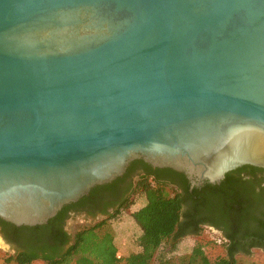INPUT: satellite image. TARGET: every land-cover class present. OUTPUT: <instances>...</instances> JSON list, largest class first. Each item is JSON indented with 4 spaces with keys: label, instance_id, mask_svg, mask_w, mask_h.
Masks as SVG:
<instances>
[{
    "label": "water",
    "instance_id": "water-1",
    "mask_svg": "<svg viewBox=\"0 0 264 264\" xmlns=\"http://www.w3.org/2000/svg\"><path fill=\"white\" fill-rule=\"evenodd\" d=\"M136 159L192 187L264 168V0H0V218Z\"/></svg>",
    "mask_w": 264,
    "mask_h": 264
},
{
    "label": "trees",
    "instance_id": "trees-1",
    "mask_svg": "<svg viewBox=\"0 0 264 264\" xmlns=\"http://www.w3.org/2000/svg\"><path fill=\"white\" fill-rule=\"evenodd\" d=\"M145 166L146 172L131 184L130 195L133 197L139 193L147 200L144 215L139 217L145 228L139 237L140 250L118 257V247L108 220L119 215L125 206L114 213H106L108 218L83 227L74 235L66 230L70 218L68 211L78 206L93 207L99 196L113 191L122 180L118 177L109 184L93 188L78 202L64 206L44 225L16 226L0 218L8 239L29 245L16 255H10L6 261L18 264H32L36 260L44 264H237L239 246L236 239L240 228L255 224L257 229L253 233L260 234L259 231L264 230V168L244 165L237 171L226 173L219 184L205 183L202 188L190 191L189 181L183 173ZM240 169L247 171L250 177L238 178L235 172ZM126 201L128 203L129 198ZM184 202H191L196 212L209 211L205 216L210 215L211 222L226 231L227 240L223 243L226 255L212 259L201 243L182 255L168 256L170 251L161 250L166 243L188 234L182 227L177 230ZM185 216L192 219L188 224L195 225L190 232L199 233L200 221L193 219L192 214L186 213Z\"/></svg>",
    "mask_w": 264,
    "mask_h": 264
},
{
    "label": "rangeland",
    "instance_id": "rangeland-1",
    "mask_svg": "<svg viewBox=\"0 0 264 264\" xmlns=\"http://www.w3.org/2000/svg\"><path fill=\"white\" fill-rule=\"evenodd\" d=\"M139 193L131 197L122 212L116 217L108 220L109 227L115 236V243L118 247L119 255H129L132 252L140 250L139 237L145 229L139 220L144 215L147 206V200ZM108 217L89 219L82 216L70 217L66 222V230L74 235L81 228L90 226ZM198 243H201L205 253L212 259L218 255H226L224 238L215 230L203 228L199 233L186 235L170 241L161 247V250L168 251V256L182 255L190 252ZM14 255L7 244L4 243L0 236V264H18L15 261H6ZM237 264H264V252L258 249L252 251L250 256L236 255ZM32 264H44L41 260H36Z\"/></svg>",
    "mask_w": 264,
    "mask_h": 264
},
{
    "label": "flooded vegetation",
    "instance_id": "flooded-vegetation-1",
    "mask_svg": "<svg viewBox=\"0 0 264 264\" xmlns=\"http://www.w3.org/2000/svg\"><path fill=\"white\" fill-rule=\"evenodd\" d=\"M145 164L147 163H145L141 159H136L132 161L128 166L124 175L121 176L122 180H119V182L115 185V188L113 189L112 192L99 196L100 198H98L96 204L93 207H90L89 205L78 206L76 208L70 209L68 211V215H70V217L82 216L89 219H96L101 217L103 218L108 217V214L106 213L109 214L114 213L115 210L121 209L127 203L126 199L131 198L130 197L132 193L131 184L137 181V179L146 172ZM242 166H239L234 170L237 171V169ZM152 168L156 169L158 167H152ZM159 169H166V168H159ZM161 174L164 175L165 173H161ZM235 175L238 178H242V179H248L250 177L247 171L242 169H240V172H235ZM167 177L172 178V176L171 177L167 176ZM202 187H192L191 183L189 182L190 191L193 190L194 188H202ZM182 210H183V215L181 216L180 224L179 226H177V230L180 227H182L183 230L187 231L188 233L185 234V236L191 235L192 233L190 231L195 227V225L188 224L190 221H192V219L191 217L189 218L186 217L185 214L189 213V215L192 214L193 219L200 221L199 227L201 230H203V228L215 230L224 238V240L225 239L227 240L225 236L226 231L223 228H220L216 224L212 223L210 218H208L210 217V215L205 216L208 213H210L209 211L207 210L205 211L202 209L199 212H196L191 202L190 203L184 202L182 204ZM254 229H257L255 224H250L247 227L240 228L238 238L236 239L238 243L237 245L239 246L238 248L239 250L237 252L238 255L250 256L252 255V251L254 249L255 250L258 249L264 252V230L259 231L261 232L260 234H256L253 233ZM246 230H248L249 233L246 234L245 233ZM0 236L4 241V243L7 244L8 248L13 251L14 255H16L18 252L23 251L27 246H29V245L27 246L24 245L23 244L24 242L12 241L8 239L1 224H0Z\"/></svg>",
    "mask_w": 264,
    "mask_h": 264
},
{
    "label": "built area",
    "instance_id": "built-area-1",
    "mask_svg": "<svg viewBox=\"0 0 264 264\" xmlns=\"http://www.w3.org/2000/svg\"><path fill=\"white\" fill-rule=\"evenodd\" d=\"M118 257H120V255H118Z\"/></svg>",
    "mask_w": 264,
    "mask_h": 264
}]
</instances>
